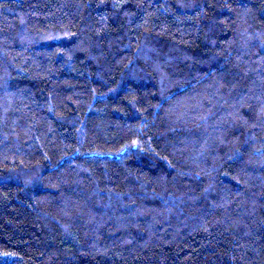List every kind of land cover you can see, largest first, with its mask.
Returning <instances> with one entry per match:
<instances>
[{
    "label": "trees",
    "instance_id": "obj_1",
    "mask_svg": "<svg viewBox=\"0 0 264 264\" xmlns=\"http://www.w3.org/2000/svg\"><path fill=\"white\" fill-rule=\"evenodd\" d=\"M0 264H264V0H0Z\"/></svg>",
    "mask_w": 264,
    "mask_h": 264
}]
</instances>
